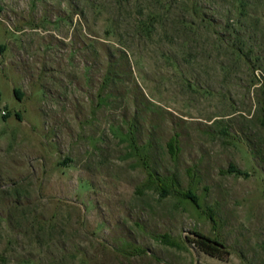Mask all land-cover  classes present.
<instances>
[{
    "label": "rangeland",
    "instance_id": "1",
    "mask_svg": "<svg viewBox=\"0 0 264 264\" xmlns=\"http://www.w3.org/2000/svg\"><path fill=\"white\" fill-rule=\"evenodd\" d=\"M0 264H264V0H0Z\"/></svg>",
    "mask_w": 264,
    "mask_h": 264
},
{
    "label": "trees",
    "instance_id": "2",
    "mask_svg": "<svg viewBox=\"0 0 264 264\" xmlns=\"http://www.w3.org/2000/svg\"><path fill=\"white\" fill-rule=\"evenodd\" d=\"M169 147L171 152L174 154L176 151V146L173 140L169 142ZM189 196L191 197L190 193ZM196 235V241L204 252L211 255H217L223 252H227L225 245L219 240L200 233H197Z\"/></svg>",
    "mask_w": 264,
    "mask_h": 264
}]
</instances>
